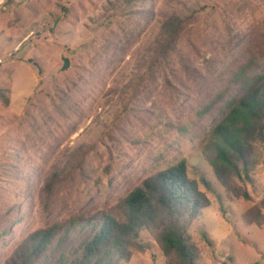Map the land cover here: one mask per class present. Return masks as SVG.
<instances>
[{
	"label": "rangeland",
	"instance_id": "obj_1",
	"mask_svg": "<svg viewBox=\"0 0 264 264\" xmlns=\"http://www.w3.org/2000/svg\"><path fill=\"white\" fill-rule=\"evenodd\" d=\"M4 2L0 264L39 229L73 224L78 243L89 220L125 221V198L183 160L211 204L190 230L197 264H264V225L242 218L264 199V164L245 201L209 163L237 74H264V0ZM173 15L185 22L164 53L161 28ZM142 240L146 250L121 264H166L155 238Z\"/></svg>",
	"mask_w": 264,
	"mask_h": 264
},
{
	"label": "trees",
	"instance_id": "obj_2",
	"mask_svg": "<svg viewBox=\"0 0 264 264\" xmlns=\"http://www.w3.org/2000/svg\"><path fill=\"white\" fill-rule=\"evenodd\" d=\"M184 22L177 15L165 21L161 28L164 53L172 49ZM236 81L241 88L226 103L225 116L214 128V155L209 163L230 197L251 201L246 184L253 182L257 166L264 164V74L248 76L244 68ZM220 97L217 100L223 99ZM201 184L211 191L206 177H201ZM52 185L49 181L48 186ZM124 204L125 221L109 214L89 220L78 243L74 242L73 224H55L33 232L7 264H121L129 262L133 252L146 250L144 232L155 238L166 264H197L199 253L190 230L200 212L211 204L200 190V182L190 178L186 160L145 180ZM242 218L246 223L264 225V199Z\"/></svg>",
	"mask_w": 264,
	"mask_h": 264
},
{
	"label": "water",
	"instance_id": "obj_3",
	"mask_svg": "<svg viewBox=\"0 0 264 264\" xmlns=\"http://www.w3.org/2000/svg\"><path fill=\"white\" fill-rule=\"evenodd\" d=\"M30 63H32L33 62V60H31V61H29ZM36 67H38V64L37 63H33ZM70 61L69 60H65V62H64V66H63V68H62V71H66V70H68L69 69V67H70Z\"/></svg>",
	"mask_w": 264,
	"mask_h": 264
},
{
	"label": "built area",
	"instance_id": "obj_4",
	"mask_svg": "<svg viewBox=\"0 0 264 264\" xmlns=\"http://www.w3.org/2000/svg\"><path fill=\"white\" fill-rule=\"evenodd\" d=\"M4 1L0 2V8H4ZM4 64V60L0 57V66H2Z\"/></svg>",
	"mask_w": 264,
	"mask_h": 264
},
{
	"label": "crops",
	"instance_id": "obj_5",
	"mask_svg": "<svg viewBox=\"0 0 264 264\" xmlns=\"http://www.w3.org/2000/svg\"><path fill=\"white\" fill-rule=\"evenodd\" d=\"M4 1V0H3Z\"/></svg>",
	"mask_w": 264,
	"mask_h": 264
}]
</instances>
